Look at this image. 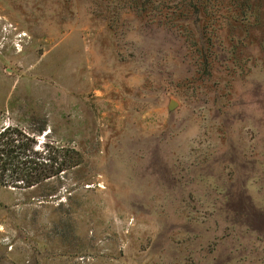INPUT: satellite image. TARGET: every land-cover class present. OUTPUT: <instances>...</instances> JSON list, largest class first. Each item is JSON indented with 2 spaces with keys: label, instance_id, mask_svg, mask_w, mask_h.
<instances>
[{
  "label": "rangeland",
  "instance_id": "1",
  "mask_svg": "<svg viewBox=\"0 0 264 264\" xmlns=\"http://www.w3.org/2000/svg\"><path fill=\"white\" fill-rule=\"evenodd\" d=\"M35 119L83 162L0 185V264H264V0H0V128Z\"/></svg>",
  "mask_w": 264,
  "mask_h": 264
},
{
  "label": "trees",
  "instance_id": "2",
  "mask_svg": "<svg viewBox=\"0 0 264 264\" xmlns=\"http://www.w3.org/2000/svg\"><path fill=\"white\" fill-rule=\"evenodd\" d=\"M51 132L45 119L0 128L1 186L29 189L53 182V189L49 187L43 195L58 196L54 185L81 165L83 156L75 147L55 140Z\"/></svg>",
  "mask_w": 264,
  "mask_h": 264
},
{
  "label": "water",
  "instance_id": "3",
  "mask_svg": "<svg viewBox=\"0 0 264 264\" xmlns=\"http://www.w3.org/2000/svg\"><path fill=\"white\" fill-rule=\"evenodd\" d=\"M175 106V102L174 101H170L168 104V107L171 109Z\"/></svg>",
  "mask_w": 264,
  "mask_h": 264
}]
</instances>
